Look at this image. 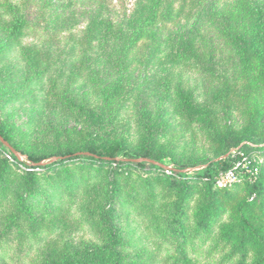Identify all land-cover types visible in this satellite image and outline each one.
Listing matches in <instances>:
<instances>
[{
	"label": "rangeland",
	"instance_id": "1",
	"mask_svg": "<svg viewBox=\"0 0 264 264\" xmlns=\"http://www.w3.org/2000/svg\"><path fill=\"white\" fill-rule=\"evenodd\" d=\"M53 1L50 10L40 0H0V123L14 126L25 152H18L21 163H15L0 150V264H61L103 244L100 213L106 208L114 210L121 237L112 258L122 255L123 264H174L180 258V264H256L259 247L235 248L241 241L237 206L252 203L246 216L264 235V196L247 190V183L264 179V131L256 148L244 150L257 167L233 192L208 199L204 185L189 180L184 225L173 173L191 165L180 172L193 178L230 156L235 149L224 145L228 129L240 131L249 123L244 63L224 43L216 16L234 0ZM97 16L99 26L91 20ZM126 24L143 37L129 53L123 93L106 106L96 83H102L105 50L114 47L100 43L98 31L115 37ZM70 101L94 109L99 123ZM118 144L135 154L151 148L167 168L72 162L44 174L28 166V154ZM34 171L40 194L47 195L25 215L19 212L25 173ZM65 178L72 180L68 190L60 182ZM182 227L191 237L185 255L183 236L176 237Z\"/></svg>",
	"mask_w": 264,
	"mask_h": 264
},
{
	"label": "trees",
	"instance_id": "2",
	"mask_svg": "<svg viewBox=\"0 0 264 264\" xmlns=\"http://www.w3.org/2000/svg\"><path fill=\"white\" fill-rule=\"evenodd\" d=\"M43 2V7L52 10L55 3L53 0H40ZM155 4V3H154ZM64 14H56V19H60ZM217 24L219 32L224 43L235 52L238 59L243 65V76L242 79L248 83V93L245 95L244 100L247 102V114L249 117V123L244 129L240 131L229 128L227 136L224 140V145L230 152L235 149V153H232L226 159L210 163L202 173L197 174L193 178L185 177V174L180 172L189 168L191 165H183L180 170L176 169L173 171L178 187L182 192V196L179 199L177 206V213L182 218V224H185V218L182 214L184 202L189 194V180L197 179L203 186V191L208 199H215L220 192L231 193L235 188L231 187L228 189H216L215 182L221 172L227 171L233 168L236 161L242 159L241 155L244 154V150L250 147H255L261 142L259 138L262 137L261 131H264V106L260 103L261 97L264 96V1L262 0H234L230 8L224 11L216 13ZM130 19V18H129ZM93 23L100 25L99 17H91ZM134 20H130L134 27ZM102 23H105L102 20ZM106 24H112L109 20ZM131 25H121V30L118 34L113 35L108 32L104 33V30L98 31L99 42L108 43L107 47H114L112 49L106 48V62L105 68L101 76L102 83H96V90L99 98L103 105H112L117 98L123 93L127 79L130 77L131 64L129 53L139 45L140 39L143 37L142 33L136 31L134 28L132 31L129 29ZM113 39H120L121 43H112ZM243 98V96H242ZM70 104L81 109L84 116L92 123H99V119L96 117L94 109L87 108L85 105H78L77 103L70 101ZM0 135L10 144L17 152L25 153L22 146L16 141L14 126L0 123ZM244 144V147L241 145ZM239 148V149H237ZM0 150L15 163H21L19 158L4 144L0 141ZM154 150L151 148L145 149L140 154L130 153L121 144L105 145L101 150H97L94 147H88L82 151H63L58 152L54 155L51 154H28V161L30 162L29 168L36 170L45 171L52 170L53 167H61L67 163L79 162L89 163L90 166L93 164L103 165H116L118 168L135 165L136 168H143L149 170H162L160 167L150 162H134L137 158L148 159L151 161L158 162L155 158ZM52 157L58 158L54 163L49 166H40L39 164L51 159ZM122 157L123 159H118ZM5 161L10 163L6 158ZM250 168L257 167V161L251 160ZM99 168V167H98ZM43 174V175H44ZM248 173L244 174L241 178H248ZM25 188L24 197L20 201L19 212L25 215H31V211L34 204L42 202V196L47 194H40L38 185L37 173L26 172L25 173ZM47 180H50L47 179ZM60 182H67L66 189L72 185V180L65 178ZM247 190L250 195L256 194L258 197L264 196V179L259 177L255 183H247ZM118 188H115V190ZM51 203V201H50ZM50 206V205H49ZM48 206V208H49ZM252 206L250 201H241L238 203L237 212L240 214V227H241V241L239 246L235 247L236 250L241 252H248L247 247L249 245H255L260 249V258L256 264H264V235L254 227L249 221L250 219L246 216V210ZM114 210L106 208L100 213L101 221L100 226L102 231H106L104 242L101 245H95L94 247H86L79 256H72L64 259L61 264H123L122 255H118L116 258H112L115 255L116 248L121 244V237H118V228L113 221ZM207 219V216L203 217ZM206 221V220H204ZM207 222H204V225ZM204 229H202V232ZM177 236H183L181 241L182 252L185 255L188 250V245L191 237H188V229L182 227L181 230L176 234ZM179 238V237H178ZM184 262L183 258L177 259L174 264H180ZM54 264V263H50Z\"/></svg>",
	"mask_w": 264,
	"mask_h": 264
},
{
	"label": "built area",
	"instance_id": "3",
	"mask_svg": "<svg viewBox=\"0 0 264 264\" xmlns=\"http://www.w3.org/2000/svg\"><path fill=\"white\" fill-rule=\"evenodd\" d=\"M235 153V151L233 152ZM242 159L240 161H236L233 168L221 172L216 179L215 187L217 189H228L236 185L240 180L241 177L248 173L251 169V160L246 155H241Z\"/></svg>",
	"mask_w": 264,
	"mask_h": 264
},
{
	"label": "water",
	"instance_id": "4",
	"mask_svg": "<svg viewBox=\"0 0 264 264\" xmlns=\"http://www.w3.org/2000/svg\"><path fill=\"white\" fill-rule=\"evenodd\" d=\"M0 141H1V143L2 144H4L6 147H8L16 156H19V153L14 149V148H12L11 146H10V144L8 143V142H6L5 141V139L0 135ZM229 155H227L226 157H224V158H227ZM223 158V159H224ZM58 158H55V159H53V161H56ZM134 162H150V163H152V164H154V165H156V166H158V167H160V168H162V169H166L167 167L165 166V165H163V164H161V163H159V162H156V161H151V160H148V159H137V160H133ZM40 166H42V165H44V163H40L39 164Z\"/></svg>",
	"mask_w": 264,
	"mask_h": 264
}]
</instances>
